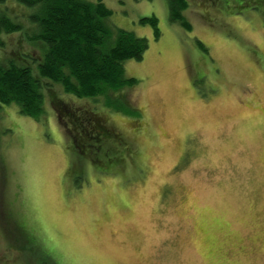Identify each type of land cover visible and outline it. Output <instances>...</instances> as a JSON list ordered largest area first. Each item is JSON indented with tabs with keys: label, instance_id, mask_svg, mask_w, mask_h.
<instances>
[{
	"label": "rangeland",
	"instance_id": "rangeland-1",
	"mask_svg": "<svg viewBox=\"0 0 264 264\" xmlns=\"http://www.w3.org/2000/svg\"><path fill=\"white\" fill-rule=\"evenodd\" d=\"M102 2L109 27L148 41L124 62L136 82L111 93L113 107L54 85L39 120L2 105L0 264H264V0H187L189 28L166 0ZM0 8L20 24L0 33V61L36 72L37 7ZM151 16L157 38L140 22ZM59 102L102 116L123 142L79 153Z\"/></svg>",
	"mask_w": 264,
	"mask_h": 264
},
{
	"label": "trees",
	"instance_id": "trees-1",
	"mask_svg": "<svg viewBox=\"0 0 264 264\" xmlns=\"http://www.w3.org/2000/svg\"><path fill=\"white\" fill-rule=\"evenodd\" d=\"M16 1L37 7L31 15L36 28L27 39L42 42L46 51L40 57L36 53L31 56L25 54L26 58L38 60L34 73L29 66L19 65L13 59L7 63L0 61V108L11 104L20 114L39 120L44 114L43 91L49 92V98L54 97V85L77 97H103V104L113 107L115 103L111 93L135 84V78L125 76L124 62L141 59L148 48V41L131 31L109 27L106 18L111 11L102 0ZM166 3L170 21L189 28L190 24L183 15L188 6L187 0H166ZM140 22L151 25L155 38L160 35L155 16L143 17ZM19 28L20 24L0 8V33H11ZM197 43L206 50L201 42ZM0 46H3L1 37ZM12 54L18 58L17 53ZM53 108L58 116L68 118L71 127L65 129L72 147L79 153H82L84 141L97 143L118 136L102 116L60 102ZM116 109L125 110L126 105L121 104ZM118 140L120 144L123 142L122 138ZM45 261L55 264L50 257H46Z\"/></svg>",
	"mask_w": 264,
	"mask_h": 264
},
{
	"label": "flooded vegetation",
	"instance_id": "flooded-vegetation-1",
	"mask_svg": "<svg viewBox=\"0 0 264 264\" xmlns=\"http://www.w3.org/2000/svg\"><path fill=\"white\" fill-rule=\"evenodd\" d=\"M118 138H119V136H118Z\"/></svg>",
	"mask_w": 264,
	"mask_h": 264
}]
</instances>
